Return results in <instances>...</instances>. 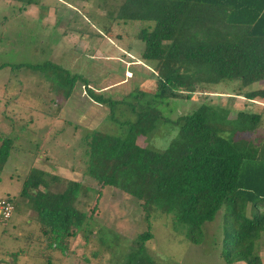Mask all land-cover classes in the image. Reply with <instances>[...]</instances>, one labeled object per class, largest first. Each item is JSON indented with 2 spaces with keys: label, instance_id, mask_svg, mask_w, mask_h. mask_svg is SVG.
<instances>
[{
  "label": "trees",
  "instance_id": "trees-1",
  "mask_svg": "<svg viewBox=\"0 0 264 264\" xmlns=\"http://www.w3.org/2000/svg\"><path fill=\"white\" fill-rule=\"evenodd\" d=\"M114 18L142 24L136 38L143 43L141 58L153 65L156 87L142 102V91L129 94L133 101L114 100L86 87L94 102L108 107L115 123L120 122L114 117L116 110L133 119L125 118L116 133L91 130L83 135L85 174L100 186H113L133 197L146 220L152 214L171 216L174 227L191 243L201 242L203 224L222 210L223 260L263 264L252 250L264 232V124L260 135L241 134L255 133L264 112L238 109L231 115L224 104L202 101L170 119L158 106L179 96L188 99L199 89L210 93L223 81L238 82L236 91H241L264 80V0H123ZM24 68L40 71L65 98L77 81L87 85L81 75L51 61ZM242 93L236 94L264 100V88ZM163 123L176 127V136L165 148L136 143L138 135L149 136ZM12 149L10 139L1 137L0 166ZM55 179L30 168L17 196L35 213L50 245L64 251V240L87 226L90 215L77 204L91 189L76 180L55 189L50 187ZM7 198L14 208L16 200ZM151 237L147 222L123 264H151L143 245Z\"/></svg>",
  "mask_w": 264,
  "mask_h": 264
},
{
  "label": "rangeland",
  "instance_id": "rangeland-1",
  "mask_svg": "<svg viewBox=\"0 0 264 264\" xmlns=\"http://www.w3.org/2000/svg\"><path fill=\"white\" fill-rule=\"evenodd\" d=\"M79 1L0 0V64H7L0 67V138L7 136L15 147L0 166V196L17 202L10 219L0 223V264H123L147 222L152 237L143 245L151 264H245L227 263L220 255L222 210L203 224L201 242L191 243L183 230L174 227L171 216L152 214L146 220L133 197L113 186H100L85 174L83 135L91 130L116 133L124 127L125 118L133 119L116 110L114 117L120 122L115 123L108 107L94 102L86 87L114 100L133 101L129 94L142 91V102L155 90L156 76L152 63L140 56L143 43L136 34L142 24L114 18L121 0H89L87 10L67 9L63 4ZM46 61L81 75L87 85L77 81L65 98L40 71L24 68ZM237 85L236 81L219 82L210 93L199 89L188 99H167L158 107L170 119L190 112L202 101L224 104L231 115L238 109L264 112L262 98L246 100L236 94L262 89L264 80L241 91H236ZM261 122L255 133L241 136L260 135L264 119ZM174 136L176 127L163 123L149 136L138 135L136 143L162 150ZM30 168L55 177L52 188L61 189L66 180H76L91 189L79 196L77 204L90 215L87 226L64 240V251L50 245L35 213L17 196ZM252 252L264 264V232L254 241Z\"/></svg>",
  "mask_w": 264,
  "mask_h": 264
},
{
  "label": "built area",
  "instance_id": "built-area-1",
  "mask_svg": "<svg viewBox=\"0 0 264 264\" xmlns=\"http://www.w3.org/2000/svg\"><path fill=\"white\" fill-rule=\"evenodd\" d=\"M13 212V205L6 196H0V223H6Z\"/></svg>",
  "mask_w": 264,
  "mask_h": 264
},
{
  "label": "crops",
  "instance_id": "crops-1",
  "mask_svg": "<svg viewBox=\"0 0 264 264\" xmlns=\"http://www.w3.org/2000/svg\"><path fill=\"white\" fill-rule=\"evenodd\" d=\"M123 0H121V2H122ZM89 0H80L79 1V3H73L72 5H70L69 3H67V2H64L63 4L66 6V8L67 9H75L76 10V8L77 9H84V10H87L88 9V6H89ZM47 9H49V8H52V10H55L56 8L55 7H51V6H45ZM90 7V6H89ZM46 16H48V14H46ZM253 112V111H252ZM256 113H258V112H256ZM12 187H13V185H12ZM9 189L10 190H12V188H10V186H9ZM27 212H29V214H31L30 213V211H27ZM34 219H36V216L34 215Z\"/></svg>",
  "mask_w": 264,
  "mask_h": 264
}]
</instances>
